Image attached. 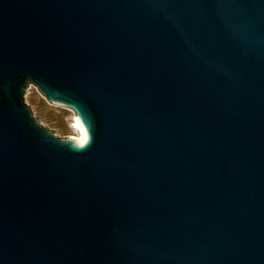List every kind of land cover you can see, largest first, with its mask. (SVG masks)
<instances>
[{"label":"water","instance_id":"95a60500","mask_svg":"<svg viewBox=\"0 0 264 264\" xmlns=\"http://www.w3.org/2000/svg\"><path fill=\"white\" fill-rule=\"evenodd\" d=\"M0 264H264V0H0Z\"/></svg>","mask_w":264,"mask_h":264},{"label":"rangeland","instance_id":"374dc122","mask_svg":"<svg viewBox=\"0 0 264 264\" xmlns=\"http://www.w3.org/2000/svg\"><path fill=\"white\" fill-rule=\"evenodd\" d=\"M24 102L30 108L32 116L57 137L75 133L71 127L74 112L70 108L49 103L30 82L24 90Z\"/></svg>","mask_w":264,"mask_h":264},{"label":"bare ground","instance_id":"6f19581e","mask_svg":"<svg viewBox=\"0 0 264 264\" xmlns=\"http://www.w3.org/2000/svg\"><path fill=\"white\" fill-rule=\"evenodd\" d=\"M71 127L73 128V130L75 131V133H73L70 136L73 137V138H75V139L81 140L82 139V133H81L78 125L76 124V122L73 120V118L71 120Z\"/></svg>","mask_w":264,"mask_h":264},{"label":"snow or ice","instance_id":"6c2138e0","mask_svg":"<svg viewBox=\"0 0 264 264\" xmlns=\"http://www.w3.org/2000/svg\"><path fill=\"white\" fill-rule=\"evenodd\" d=\"M78 143L82 146L84 144V140L82 139Z\"/></svg>","mask_w":264,"mask_h":264}]
</instances>
